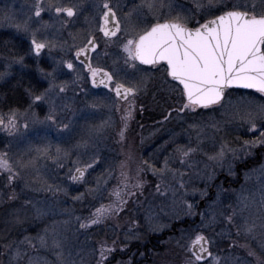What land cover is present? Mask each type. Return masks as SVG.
Returning a JSON list of instances; mask_svg holds the SVG:
<instances>
[{
    "label": "snow or ice",
    "instance_id": "6c2138e0",
    "mask_svg": "<svg viewBox=\"0 0 264 264\" xmlns=\"http://www.w3.org/2000/svg\"><path fill=\"white\" fill-rule=\"evenodd\" d=\"M0 27L13 29L0 40V264H48L33 255L38 247L55 264H132L131 255L116 254L144 242L140 221L127 213L143 203L147 172L156 178L155 194H171L176 220L199 217L176 240L182 264H264V188L258 200L241 196L236 206L224 204L230 189L223 182L209 195L220 172L235 177L237 165L257 155L261 163L245 177L264 175V0H32L20 16L4 11ZM86 81L111 99H81L89 96ZM233 86L260 99L241 98L237 106L225 98ZM152 88L173 101L156 123L176 120L179 131L169 132L155 159H140L133 175L131 146H123L137 107L144 111L137 99ZM226 105L225 120L196 118L197 110ZM233 122L249 138L227 139ZM110 130L125 157L115 166L102 156ZM68 199L86 214L62 206ZM143 221L151 232L171 227L150 202ZM101 227L113 238L93 245L89 231ZM233 229L244 242L232 238Z\"/></svg>",
    "mask_w": 264,
    "mask_h": 264
},
{
    "label": "rangeland",
    "instance_id": "374dc122",
    "mask_svg": "<svg viewBox=\"0 0 264 264\" xmlns=\"http://www.w3.org/2000/svg\"><path fill=\"white\" fill-rule=\"evenodd\" d=\"M187 3V0H184ZM16 0H0V15L3 14L6 10H14L17 16L20 14L17 9V5L15 4ZM203 22V21H201ZM74 29V28H73ZM72 29V30H73ZM74 31V30H73ZM13 34V29L8 27H0V39L3 37H11ZM2 39V40H3ZM146 69H150L151 67L144 66ZM156 84L159 85L163 76V73L156 72ZM170 79V78H168ZM89 91V96L83 97L81 95V99L90 100L93 96H104L107 100H110L111 97L106 95V91L104 88L94 89L89 85V82H85L83 85ZM156 92L155 100H153L152 93ZM255 97L257 100L260 99V94L256 92H237V91H229L226 93V100H230L233 104L239 106L241 98H250ZM167 101V102H166ZM173 101L167 100V94L164 92H160L155 88L150 89L148 95H142L137 99V105H144V111L141 112L139 107L134 113V119L130 122V126L127 132V140L124 144V150L127 152L129 146H131L133 159L129 161V168L131 170V174L134 175V171L137 163L142 158H152L155 159L159 153L157 150L164 143L165 140L168 139L169 132L171 130L179 131V125L176 120H172L169 123L165 124L163 127L156 123L162 117V110H164L169 103ZM156 107L161 109L156 110ZM230 107L226 105L225 108L217 107L214 110H197L199 116L196 118H207L209 116L215 117L216 120H225L227 116L224 115L226 108ZM103 113V110H102ZM114 118L117 120V125H119V114L113 113ZM192 116H187L186 120L191 122ZM157 129H159L157 131ZM154 133V134H153ZM226 138L230 141H234L235 137L240 136L242 138H249V136L245 135L244 128L238 122H233L230 125H227L225 128ZM225 133H221V135H225ZM151 134V135H150ZM144 138L143 143H141V138ZM115 131L110 130L108 134V139L105 141L107 145V150L102 153V156L107 157L109 163L115 166L121 159L125 157L121 155V145L116 142ZM261 150L257 149L259 153ZM261 163L259 155L256 156L255 159H250L248 161L247 167L243 165H237V174L235 177L226 176L224 172H220L215 181H212V187L209 188V195L213 197L214 192L216 191L214 185L220 182H223L225 188L230 189V191L222 196V200L224 204L232 203L236 206L239 197L247 196L249 199L255 198L259 199L261 190L264 188V175H262L259 171L250 172L247 177H245V172L248 169L258 166ZM97 171H101V169H97ZM142 178L146 181L144 185V196L140 199L142 200V205L132 208V211L127 213L128 216H134L138 219L142 225V232L144 235V242L141 244L139 241H133L129 246V250L125 254H116V259H124L126 260L128 256H132V264H182L184 251L181 247L176 244V240L180 237V229L181 228H189L193 225V222L199 223V217H194L192 219L184 218L183 220H176L172 211H170L171 207V199L169 197H161L158 194L154 193V184L156 182V178L150 173L142 174ZM187 179V178H186ZM116 181L113 179L109 187L112 186ZM198 187H204V183L202 181H194ZM238 183V184H237ZM211 189L213 191H211ZM79 191H83V187H79ZM72 194H75V190L70 188ZM64 197H61V200H64ZM151 203L154 207V210L160 216V223L162 224H170L171 227L164 228L163 231L151 232L148 230L147 226L144 225L143 221V211L144 206L148 203ZM201 207H203L204 202L200 201ZM131 205V202H130ZM62 206H71L76 209V214H86V209L80 203L73 204L70 199L67 201V205ZM164 208V212L167 215H164L160 212V209ZM247 215V213H245ZM125 214H122L121 223H124L123 217ZM59 219V217H57ZM184 220L187 223L184 224ZM239 223V219L237 220ZM44 227V224H32L28 227V233L31 235H35L37 231ZM176 228V229H175ZM167 235H164V238H160L162 234L165 232ZM178 231V232H177ZM178 234V235H177ZM14 235H18L14 233ZM89 235L91 237V243L94 245L96 242L102 239L111 240L113 238L112 231L108 227L95 228L89 231ZM122 235V230H121ZM153 235L156 236V240L152 241ZM176 237V238H175ZM151 238V241L149 240ZM233 239L238 242H244V237L236 236L235 231L233 229ZM80 241L85 239L84 234L79 235ZM158 240V241H157ZM157 241V244H156ZM152 243V244H151ZM183 243V241H181ZM228 241L226 239H222L219 243V248L227 251ZM147 246V247H146ZM255 246V245H253ZM143 252L144 255L141 256L140 253ZM236 254L243 256L244 251L242 249H235ZM152 253H159V255H153ZM135 254V255H133ZM33 255L42 257L48 261V264H55L54 257L52 253L48 250L37 248ZM0 259H3L0 257ZM91 259V257H90ZM112 264H115V259H113Z\"/></svg>",
    "mask_w": 264,
    "mask_h": 264
},
{
    "label": "flooded vegetation",
    "instance_id": "af4514ba",
    "mask_svg": "<svg viewBox=\"0 0 264 264\" xmlns=\"http://www.w3.org/2000/svg\"><path fill=\"white\" fill-rule=\"evenodd\" d=\"M31 2H32V0H16L15 4L17 5L18 12L20 13L18 16H20L23 13V11H26L27 5L30 4ZM65 2H75V0H65ZM45 18H47V17H45ZM81 26H82V24L76 25V27H81ZM73 30H75V28ZM1 38L3 39V37H1ZM8 38L9 37H5L4 39H8ZM2 39H0V40H2ZM0 50H2V45H0ZM89 85L91 86L90 83H89ZM98 88H103V86H100ZM94 89H97V88H94ZM0 135H3V134H0Z\"/></svg>",
    "mask_w": 264,
    "mask_h": 264
},
{
    "label": "trees",
    "instance_id": "16d2710c",
    "mask_svg": "<svg viewBox=\"0 0 264 264\" xmlns=\"http://www.w3.org/2000/svg\"><path fill=\"white\" fill-rule=\"evenodd\" d=\"M158 73H161L162 74V71L161 72H158ZM229 91H237V92H254V91H252V90H243V89H230V90H228L227 92H229ZM168 107V106H167ZM166 107V108H167ZM158 109H161V108H159V107H156V110H158ZM163 112H164V110H162V112H160L161 114H163ZM238 184V183H237ZM211 191H213L212 189H211ZM184 222V224L185 223H187V221L186 220H184L183 221ZM176 229V228H175ZM178 232V231H177ZM169 232L167 231V233L165 232L164 234H162L161 235V237L160 238H164V235H167ZM178 235V234H177ZM156 236L157 235H153L152 236V238H154L152 241H155L156 240ZM176 238V237H175ZM150 241H151V238L149 239ZM158 241V240H157ZM157 241H156V244H157ZM152 244V243H151ZM147 247V246H146Z\"/></svg>",
    "mask_w": 264,
    "mask_h": 264
},
{
    "label": "water",
    "instance_id": "95a60500",
    "mask_svg": "<svg viewBox=\"0 0 264 264\" xmlns=\"http://www.w3.org/2000/svg\"><path fill=\"white\" fill-rule=\"evenodd\" d=\"M232 88H239V89H243V88H240V87H237V86H233ZM252 90V89H251Z\"/></svg>",
    "mask_w": 264,
    "mask_h": 264
}]
</instances>
